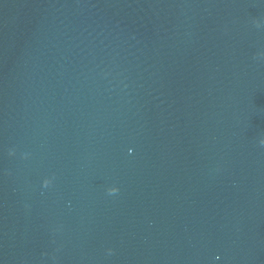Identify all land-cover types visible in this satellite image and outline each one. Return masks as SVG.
<instances>
[{
    "label": "water",
    "instance_id": "obj_1",
    "mask_svg": "<svg viewBox=\"0 0 264 264\" xmlns=\"http://www.w3.org/2000/svg\"><path fill=\"white\" fill-rule=\"evenodd\" d=\"M0 264H264V0H0Z\"/></svg>",
    "mask_w": 264,
    "mask_h": 264
},
{
    "label": "clouds",
    "instance_id": "obj_2",
    "mask_svg": "<svg viewBox=\"0 0 264 264\" xmlns=\"http://www.w3.org/2000/svg\"><path fill=\"white\" fill-rule=\"evenodd\" d=\"M111 193V192H110Z\"/></svg>",
    "mask_w": 264,
    "mask_h": 264
}]
</instances>
